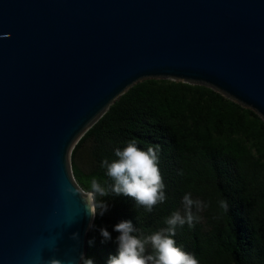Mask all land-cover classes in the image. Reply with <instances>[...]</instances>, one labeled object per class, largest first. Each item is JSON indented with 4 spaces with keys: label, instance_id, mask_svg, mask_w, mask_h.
<instances>
[{
    "label": "water",
    "instance_id": "1",
    "mask_svg": "<svg viewBox=\"0 0 264 264\" xmlns=\"http://www.w3.org/2000/svg\"><path fill=\"white\" fill-rule=\"evenodd\" d=\"M148 78L264 122V0H0V264H79L90 217L70 152Z\"/></svg>",
    "mask_w": 264,
    "mask_h": 264
},
{
    "label": "trees",
    "instance_id": "2",
    "mask_svg": "<svg viewBox=\"0 0 264 264\" xmlns=\"http://www.w3.org/2000/svg\"><path fill=\"white\" fill-rule=\"evenodd\" d=\"M136 140L146 150L158 145L166 201L151 212L124 196L102 198L108 211L87 230L84 255L107 264L116 254L114 225L131 220L144 235L165 228L173 212L185 214L183 196L207 205L194 227H177V246L199 264H264V122L252 110L209 87L168 79H144L117 96L70 152L78 186L93 177L110 186L102 161ZM106 182V183H105ZM226 199L227 211L219 205ZM106 227L112 241L101 243ZM94 240L93 244L89 241Z\"/></svg>",
    "mask_w": 264,
    "mask_h": 264
},
{
    "label": "clouds",
    "instance_id": "3",
    "mask_svg": "<svg viewBox=\"0 0 264 264\" xmlns=\"http://www.w3.org/2000/svg\"><path fill=\"white\" fill-rule=\"evenodd\" d=\"M159 151L158 145H149L143 150L136 140H131L123 149H115V159L109 161L105 158L102 161L101 167L106 169V175L113 183L105 187L98 178L93 177L87 199L81 197L90 217L88 230H95L96 217L108 211V204L102 199L104 197L122 195L148 212L166 201L164 178L159 168ZM73 194L77 193L74 191ZM183 204L184 215L179 211L173 212L165 219V228L149 235L138 233L131 220H122L114 225L113 231L118 233L114 241L116 254L109 256L107 264H199L193 254L177 246L173 237L176 236L178 226L182 228L187 224L192 228L199 222L200 217L193 214V207L201 211L207 205L200 200H193L191 193L183 196ZM219 205L227 211L226 199L220 200ZM99 233L103 238L101 243L112 241V235L106 227H101ZM72 238L78 240V233L73 234ZM93 243L94 240L89 241L90 245ZM44 264L62 262L52 257L44 261ZM79 264H94V260L80 253Z\"/></svg>",
    "mask_w": 264,
    "mask_h": 264
},
{
    "label": "rangeland",
    "instance_id": "4",
    "mask_svg": "<svg viewBox=\"0 0 264 264\" xmlns=\"http://www.w3.org/2000/svg\"><path fill=\"white\" fill-rule=\"evenodd\" d=\"M88 193V192H87Z\"/></svg>",
    "mask_w": 264,
    "mask_h": 264
}]
</instances>
